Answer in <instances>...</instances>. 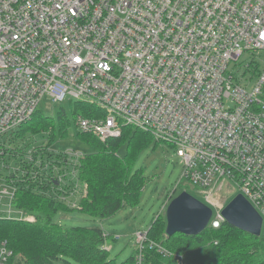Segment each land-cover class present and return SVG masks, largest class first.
<instances>
[{
  "label": "built area",
  "instance_id": "built-area-1",
  "mask_svg": "<svg viewBox=\"0 0 264 264\" xmlns=\"http://www.w3.org/2000/svg\"><path fill=\"white\" fill-rule=\"evenodd\" d=\"M245 54L250 61L237 78L230 68ZM262 54L264 0H0V164L8 170L0 175V220L35 222L15 206L22 188L82 210L85 153L50 148L49 158L36 144L17 151L13 167L6 162L5 137L48 98L96 107L77 119L82 134L106 142L128 127L174 149L180 182L212 210L207 228L226 223L224 192L235 186L262 217L264 239ZM249 72L258 78L250 91ZM148 232L135 234L134 264H146L147 246L187 264ZM13 258L0 241V264H22Z\"/></svg>",
  "mask_w": 264,
  "mask_h": 264
},
{
  "label": "trees",
  "instance_id": "trees-1",
  "mask_svg": "<svg viewBox=\"0 0 264 264\" xmlns=\"http://www.w3.org/2000/svg\"><path fill=\"white\" fill-rule=\"evenodd\" d=\"M67 102L73 104L72 121L65 111L64 103L60 104L58 120L42 116L38 110L8 142V148L5 147L6 162L16 164V152L21 153L31 147L37 137L46 138L40 146L44 145L45 154L52 158L54 152L49 149L58 138L64 139L69 135V127L73 126L78 136L77 117H92L96 115L97 109L82 101ZM81 136L91 149L85 153L80 167V178L88 185V198L82 202V213L103 221L118 214L126 206L138 207L148 180L142 169H135L136 161L146 148L160 142H155L147 132L128 127L123 129L119 138L106 142L91 135ZM19 138L21 144L17 142ZM122 148H126L124 155L120 154ZM0 175L5 174L0 172ZM5 177L9 178L8 175ZM34 190V187L20 189L15 201L17 208L35 217L34 223L0 220V241H8L14 252V263L118 264L111 257V251L103 249L110 242L117 241L114 236L106 234L103 228L62 227L55 221L58 213L76 210ZM173 198L171 196V200ZM166 226V216L159 214L149 228V241L184 257L187 264H264V239L228 223L219 229L207 228L197 236L177 233L168 237ZM135 253L136 250L120 264H134ZM145 261L146 264H177L174 257L168 258L149 246L145 250Z\"/></svg>",
  "mask_w": 264,
  "mask_h": 264
},
{
  "label": "rangeland",
  "instance_id": "rangeland-1",
  "mask_svg": "<svg viewBox=\"0 0 264 264\" xmlns=\"http://www.w3.org/2000/svg\"><path fill=\"white\" fill-rule=\"evenodd\" d=\"M262 57L263 58L259 63V70L261 72L264 70V55ZM249 61V54H245L241 62L236 63V66H231L230 69L232 70V73L235 76H239L237 78H241L242 76L240 75L245 71ZM247 78H251V84L248 88L250 91L255 87L258 78L257 75L253 76L251 72L247 74ZM75 102L77 101H73V103ZM63 105L65 106L67 115L70 117V121H72L74 119V115L71 113L73 104L66 102ZM60 108V105H53L48 98H44L40 103L38 110L42 116L52 117L55 120H58ZM78 118L79 116L77 119ZM81 135L83 134L79 132V135L77 136L74 127H69V135L64 139L58 138L54 142L52 149L63 152L68 151L69 149L83 153L89 152L91 149L86 145ZM47 136L48 134L46 137ZM27 137H29V134H27ZM11 138L12 134L5 137L6 140H10ZM45 141L46 138L40 136L35 138L33 145H40ZM154 141L157 142L155 139ZM17 142L21 144V138H19ZM125 152L126 148H122L120 154L124 155ZM7 164L8 166L10 165L13 167L14 162L9 161ZM135 169H142L145 178L148 180L144 187L140 205L138 207L131 208L126 206L118 214L103 221L90 218L84 215L82 211L78 210L59 212L55 218V221L64 228H103L106 234L120 237V240L108 244L111 251V257L116 259L118 264L125 262L135 252L137 247L135 238L136 232L148 231L154 219L157 218L159 214L163 216L166 215V210L162 207H164L171 196H177L185 191L204 202V199L199 194L197 188L190 186L185 180L180 182L183 174V166L175 150L165 143H158L156 146L155 144H152L146 148L138 157ZM0 170L3 174H7V167L3 166L2 163L0 164ZM238 193V189L231 184H229V191L225 190L224 192L229 202ZM87 198L88 194L84 200ZM163 249L165 248L163 247Z\"/></svg>",
  "mask_w": 264,
  "mask_h": 264
},
{
  "label": "water",
  "instance_id": "water-1",
  "mask_svg": "<svg viewBox=\"0 0 264 264\" xmlns=\"http://www.w3.org/2000/svg\"><path fill=\"white\" fill-rule=\"evenodd\" d=\"M223 215L229 225L251 235L261 236L262 217L242 194H238L227 204ZM165 216L168 237L177 233L197 236L207 229L212 210L184 191L170 201Z\"/></svg>",
  "mask_w": 264,
  "mask_h": 264
},
{
  "label": "bare ground",
  "instance_id": "bare-ground-1",
  "mask_svg": "<svg viewBox=\"0 0 264 264\" xmlns=\"http://www.w3.org/2000/svg\"><path fill=\"white\" fill-rule=\"evenodd\" d=\"M238 194H240V193H238ZM238 194H237V195H238ZM178 195H179V194H178ZM178 195H177V196H178ZM237 195H236V196H237ZM175 197H176V196H174V198H175Z\"/></svg>",
  "mask_w": 264,
  "mask_h": 264
},
{
  "label": "snow or ice",
  "instance_id": "snow-or-ice-1",
  "mask_svg": "<svg viewBox=\"0 0 264 264\" xmlns=\"http://www.w3.org/2000/svg\"><path fill=\"white\" fill-rule=\"evenodd\" d=\"M77 59H79V58H77Z\"/></svg>",
  "mask_w": 264,
  "mask_h": 264
}]
</instances>
